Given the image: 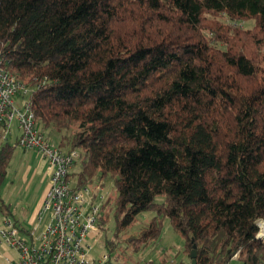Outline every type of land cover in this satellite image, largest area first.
<instances>
[{
  "label": "trees",
  "instance_id": "trees-1",
  "mask_svg": "<svg viewBox=\"0 0 264 264\" xmlns=\"http://www.w3.org/2000/svg\"><path fill=\"white\" fill-rule=\"evenodd\" d=\"M0 58L81 152L76 185L112 180L109 253L124 233L154 246L169 218L187 264L195 246L197 264H264V0H0ZM16 145L0 140L5 216Z\"/></svg>",
  "mask_w": 264,
  "mask_h": 264
},
{
  "label": "built area",
  "instance_id": "built-area-1",
  "mask_svg": "<svg viewBox=\"0 0 264 264\" xmlns=\"http://www.w3.org/2000/svg\"><path fill=\"white\" fill-rule=\"evenodd\" d=\"M29 92L30 88L0 58V139H7L17 125V144L26 151L36 150L46 160L49 190L43 207L51 215L38 235L30 230L25 236L6 218V229L0 226V232L19 253L18 260L8 264H106V255L101 260L90 257L87 244L89 235L99 231L105 213L109 197L105 182L78 186L69 177L81 152L64 149L42 131L28 99L17 104V97L24 98Z\"/></svg>",
  "mask_w": 264,
  "mask_h": 264
},
{
  "label": "rangeland",
  "instance_id": "rangeland-1",
  "mask_svg": "<svg viewBox=\"0 0 264 264\" xmlns=\"http://www.w3.org/2000/svg\"><path fill=\"white\" fill-rule=\"evenodd\" d=\"M28 96L17 97L18 105L21 101L27 100ZM17 125L12 129V134L7 136V139L2 138V141H9L12 144H17L16 135L18 133ZM54 142L58 143L61 140V134L56 131H49ZM48 134V133H47ZM41 159V154L36 150L26 151L18 144L16 145L13 158L8 170V175L1 187V196L6 204L10 205L12 214L5 216L0 211V226L6 229V218L14 221L19 220L22 226L33 230L38 235L40 231L50 221V212H45L42 205L40 212L35 211V205L39 202L40 194L35 193L36 184L39 182L43 173L47 172V162L43 160L35 178L29 182L31 173L29 167H34L36 161ZM80 161L74 165V171L80 170ZM105 182V190L110 196H116V190L112 180H102ZM159 202L164 200L163 196L157 198ZM155 216L154 211H145L142 215L138 216V222L130 230L133 232L138 227L144 225ZM40 218L42 220L40 221ZM259 224L262 234H264V220H260ZM115 222L111 219L104 229L93 232L89 235L87 244L89 245V255L93 260H101L103 256H107L106 264H187L190 262L189 257L184 253V238L178 233L169 218L164 220V233L162 238L152 247H147L142 250H135L133 247L128 246L125 239L128 234H123L119 240V245L115 251L109 253L105 246L107 237H112L114 233ZM21 236H25L21 232ZM19 258L18 250L9 245L0 232V264H8L9 261L15 262ZM229 264H244L242 259L234 257Z\"/></svg>",
  "mask_w": 264,
  "mask_h": 264
},
{
  "label": "crops",
  "instance_id": "crops-1",
  "mask_svg": "<svg viewBox=\"0 0 264 264\" xmlns=\"http://www.w3.org/2000/svg\"><path fill=\"white\" fill-rule=\"evenodd\" d=\"M18 129V128H17ZM19 131V129H18ZM20 133L18 132L17 135H16V139L18 137ZM43 163V159H40L38 161H36L34 167H29V173H31V177L29 178V182L30 180L32 181L39 168L41 167V164ZM44 175L41 177L42 179L39 180V182L36 184V187H35V193L38 192V194H40L39 196V202L37 203V205H35V211H38V213L40 212V209L42 207V205L44 204V200H45V197H46V194L49 190V181H48V177H47V172L43 173ZM238 257V256H237Z\"/></svg>",
  "mask_w": 264,
  "mask_h": 264
},
{
  "label": "water",
  "instance_id": "water-1",
  "mask_svg": "<svg viewBox=\"0 0 264 264\" xmlns=\"http://www.w3.org/2000/svg\"><path fill=\"white\" fill-rule=\"evenodd\" d=\"M259 225H260V224H259ZM260 234H261V230H260L259 234L257 235V238L264 240V239L260 236ZM197 256H198V250H197V247L195 246V247L193 248L192 252H191V259H192L191 264H197Z\"/></svg>",
  "mask_w": 264,
  "mask_h": 264
}]
</instances>
